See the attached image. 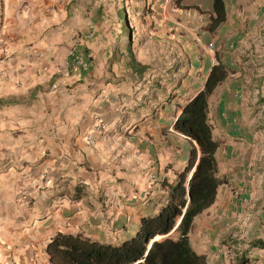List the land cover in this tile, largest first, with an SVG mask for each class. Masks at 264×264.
<instances>
[{
	"label": "crops",
	"instance_id": "0c3cea01",
	"mask_svg": "<svg viewBox=\"0 0 264 264\" xmlns=\"http://www.w3.org/2000/svg\"><path fill=\"white\" fill-rule=\"evenodd\" d=\"M91 2L0 0V264H52L45 248L58 232L119 243L135 233L142 216L154 214L165 200L166 189L158 183L148 189L142 177L144 168L155 170L142 156V147L151 141L128 135L125 124L119 123L129 102L120 104L118 95L132 87L138 90L137 80L153 81L154 75L140 78L128 69H96L83 39ZM224 3L226 20L212 33L204 29L211 0H183L205 13L164 4L169 20L177 22L175 29H185L197 42L190 57L191 75L179 86L181 98L161 109L155 131L148 132H153L152 139L165 138L157 135L160 128L168 119L172 125L184 102L203 88L217 54L229 71L208 100V121L220 140L219 175L228 181L235 176L244 185L250 175L244 165L253 149L250 143L257 144L264 136V0ZM183 10L197 15L191 22L172 18ZM182 43V56H188L189 47ZM75 55L85 66L71 67ZM127 59L130 66L132 60ZM90 134L92 142L87 140ZM177 135L183 136L167 132L166 138ZM165 142L162 149H155L158 154H163ZM188 150L182 152L187 155ZM169 151L160 167L166 180L175 177L172 168L178 162L183 167L186 161L180 160L177 150ZM218 194L194 220L189 232L193 249L205 255L206 264H237L243 253L248 264H264V250L249 243L237 256L213 246L219 238L214 215L224 207ZM135 196H141L140 201H133Z\"/></svg>",
	"mask_w": 264,
	"mask_h": 264
},
{
	"label": "rangeland",
	"instance_id": "374dc122",
	"mask_svg": "<svg viewBox=\"0 0 264 264\" xmlns=\"http://www.w3.org/2000/svg\"><path fill=\"white\" fill-rule=\"evenodd\" d=\"M167 1L170 7L174 5V0H92L87 9V31L83 38L87 41L86 49L90 53L88 58L90 60L95 59V63L98 64L96 69L99 71L114 69L124 72L128 69L126 72H133L126 62L129 61L127 58L134 57L136 63L147 66V70L141 76L139 73H135L137 76L141 78L147 73L154 75L155 80L149 82L147 79L137 80L136 82L139 83L138 90L132 87L117 97L120 104L129 102L126 112L119 116V123L125 124L127 134L147 136V141H151V144L142 147L145 163L155 167V170L150 169V167L148 170L146 167L142 171V177H146L143 180L144 185L146 184L148 189L157 183L161 187V181L164 179L162 176L163 168H160L162 165L161 158L167 159L171 155L169 150L172 148L177 150L180 160H183L188 155V153L185 155V152H182L183 149L186 151L190 149L189 141L183 136L177 135V138L167 140V132L176 133L170 119L167 120L168 124L165 127L160 128L161 132L157 133L159 137L160 135L165 137L163 140L152 139L153 132H148L152 128L155 131L157 124L154 122L162 116L161 109L164 106L174 105L181 98L179 86L187 83V78L191 75L189 72L190 57L191 53H195L193 42H197L185 29L180 28L181 30L178 31L175 29L177 22L173 23L169 20L168 5L165 7L166 12L163 11V6ZM122 5L125 7L126 21L130 29L128 37L123 35L122 24L124 20H121L118 14ZM195 15L197 14L193 11L189 13L183 10L182 15L172 18L177 19V21L184 18L187 22H191ZM193 33H196L204 43L198 30H193ZM178 36L185 37L181 39ZM130 39L131 52L129 54L126 52V45ZM182 40L189 47V54L184 57L182 56ZM148 133H150L149 136ZM91 136L93 137L92 134L89 135V137ZM165 140V147L161 151L163 154H158L155 149H162L163 144L161 142ZM149 145L153 150L148 148ZM250 145H253V149L250 156L244 161V165L248 166V173L250 174L247 177L248 182L246 183L244 179V185H240L241 180L238 182L237 178L231 175L229 176L230 181L227 178L226 186L218 191L217 200L220 205L224 204V207L220 208L218 213L214 215L217 219L215 223H218L216 231H218L219 238L215 239L213 246L218 250H224L228 256L233 253H236L237 256V251L246 249L247 246L244 244L248 245L256 238L264 237V176H262L264 172V136L258 137L257 144L250 143ZM176 158L179 161V158ZM219 158L223 164L225 162L224 150L219 152ZM168 165H171L170 162ZM181 168L183 167L178 162L172 170L175 169L177 172ZM220 168L223 169L225 166H220ZM168 180L171 182L173 178H168ZM77 193L78 195L82 194V192ZM140 199L141 196H135L133 201H140ZM228 207L227 214L229 215L227 216L225 210Z\"/></svg>",
	"mask_w": 264,
	"mask_h": 264
},
{
	"label": "trees",
	"instance_id": "16d2710c",
	"mask_svg": "<svg viewBox=\"0 0 264 264\" xmlns=\"http://www.w3.org/2000/svg\"><path fill=\"white\" fill-rule=\"evenodd\" d=\"M183 0H174L181 9L194 8L184 5ZM124 20L123 35L130 34L124 5L119 11ZM204 28L214 32L226 20L224 0H211V11ZM126 52L130 54L131 39ZM211 67L204 86L180 107L172 127L190 143V150L182 169L171 182L161 181L166 197L159 209L140 218L133 235L119 243L101 242L71 233H56L46 244L45 251L52 264H206L204 254L197 253L189 239L195 218L207 210L216 200L220 186L227 178L219 175L217 150L220 140L215 138L208 121L209 96L229 73L220 57ZM130 66L135 73L143 74L146 65H139L131 58ZM251 248L264 250V241L256 239ZM247 253L240 256L237 264H248Z\"/></svg>",
	"mask_w": 264,
	"mask_h": 264
},
{
	"label": "built area",
	"instance_id": "2783aa9c",
	"mask_svg": "<svg viewBox=\"0 0 264 264\" xmlns=\"http://www.w3.org/2000/svg\"><path fill=\"white\" fill-rule=\"evenodd\" d=\"M83 66H85V61L80 56L75 55L73 57V61H72L71 67L73 69H77V68H82ZM89 141L92 142V138L91 137L89 138Z\"/></svg>",
	"mask_w": 264,
	"mask_h": 264
}]
</instances>
